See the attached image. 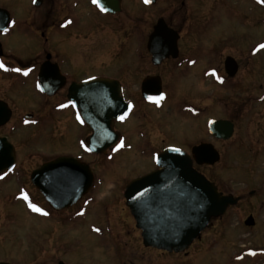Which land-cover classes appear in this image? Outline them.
Instances as JSON below:
<instances>
[{"label":"rangeland","instance_id":"374dc122","mask_svg":"<svg viewBox=\"0 0 264 264\" xmlns=\"http://www.w3.org/2000/svg\"><path fill=\"white\" fill-rule=\"evenodd\" d=\"M21 4L17 0H0V5H9L17 19L20 17ZM136 18L144 31L154 26L158 19H164L178 29L184 36V43L192 44L183 47L184 51L193 54L188 63L192 66L195 62L196 64L185 67L180 72L172 63L152 68V74L169 85L165 91L166 99L159 108H139L138 116L141 119L133 116L119 127L127 135V147L131 146L132 150L95 163L96 167L99 166L96 168L98 177L104 176L96 196L97 202L111 204L112 214L121 215L119 219L131 220L123 201V189L126 185L121 184L120 178L125 179L127 184L132 177L143 173L153 164L152 159L140 154L139 147L148 141H154L157 147L161 145L160 148L176 144L188 147L189 150L195 144L211 141L205 135L208 119H225L232 114L236 123L235 137L227 142H213L221 154V160L212 167L198 169L225 195L241 198V203L236 209L213 221L191 249L186 251L187 255H184L186 252L164 255L149 250L144 247L140 233L135 234L133 231L130 234L125 231L123 236L121 233L118 236L116 232L117 248L114 237L106 233L104 248L97 250L95 241L82 233V239L72 246L73 263L264 262V255L251 257L249 253H242L249 249L264 250V153H259L258 150V140L264 135L257 132L260 128L264 129V49L259 47L264 44V4L259 0H160L154 7L145 9L141 0H136ZM19 35L20 32L16 29L12 36L7 40L1 39V42L5 47L11 46L15 44L14 40L20 38ZM229 56L241 64L237 75L230 80L224 72L225 60ZM125 60L121 63L126 66L128 61ZM135 66L137 73L144 69L140 63ZM210 68L216 70L213 69L214 72L205 78L204 72ZM145 74L146 71L143 75ZM188 105L193 115L185 110ZM199 108L200 114L195 116L194 109ZM51 130L48 127L38 130L36 136L30 135L32 141L27 144L28 147H24L26 151L20 157V166L24 167L26 182L29 181L32 169L49 159L50 155L79 154L76 136L82 130L78 126L71 124L54 142ZM139 130L144 133V137L138 135ZM64 134L68 138L59 139ZM13 141L18 145L21 142L20 138H13ZM148 156L149 154L146 157ZM84 159L89 163L92 160ZM108 175L109 179L105 180ZM16 176L11 177L10 180L16 183L11 182L7 191L14 190L20 183ZM29 187L32 188L31 185ZM7 212L14 215L18 223L13 226L15 233L10 232L8 239L3 242L4 247L0 246V259L15 264H49V237L33 225L35 218L22 203L12 204ZM249 217L254 219L253 226L244 223ZM45 225L46 221L41 223V227ZM240 256L243 257L241 262L236 260Z\"/></svg>","mask_w":264,"mask_h":264},{"label":"flooded vegetation","instance_id":"af4514ba","mask_svg":"<svg viewBox=\"0 0 264 264\" xmlns=\"http://www.w3.org/2000/svg\"><path fill=\"white\" fill-rule=\"evenodd\" d=\"M117 1L120 10L112 13L101 11L97 5L92 3V0H36V3H33V0H17V3L22 2L19 7V19L15 18L9 9V5H7L8 7L0 5V62L4 65L3 68H0V139H6L13 146L15 155L14 167L10 171L0 174L2 177L0 179V246L4 245L3 242L8 239L10 232L15 233L13 226L18 223L14 215L7 212L8 207L15 203H22L28 213L35 218L33 225L39 231H44V234L49 237V264H74L72 246L73 243L82 239V233L95 241L97 250L104 248L103 241L106 233H110L114 237L116 248V232L118 236L120 233L123 236L125 231L128 234L132 231L135 234L139 232L142 236V231L137 228L132 210L127 207L124 197L127 186L141 177L164 171L163 168L157 166V158L167 149H179L191 154L193 148L201 144H211L215 147L213 142H227L217 139L211 134V120L231 122L234 125L232 138L236 134V123L230 114L225 119H208L205 135L211 141L195 144L189 150L188 147L176 144H169L160 148L161 145L157 147L158 145L154 141H148L139 148L140 154L144 155L145 158L152 159V166L143 173L132 177L127 184L125 179L120 178L121 184L126 185L123 189V201L131 220H124L122 217L119 219L118 217L121 215L112 214L113 206L111 204L105 205L104 201L97 202L96 196L100 189L99 186L103 184L104 176L98 177L96 168L99 166L96 167L95 163L101 162L104 158H114L124 151L132 150L131 146L127 147V135L119 127L133 116L141 119L138 116L139 108H159L164 102L154 103L146 100L142 95L144 82L149 78L159 77L152 74V68H161L172 63L180 72L185 67H193L196 64L195 62L192 66L188 63L193 54L183 49L184 46H192V44L184 43L182 33L165 20L167 26L180 36L178 41L179 56L176 59L170 57L158 66L154 65L148 43L157 23L151 26L148 31H144L137 22L136 0ZM24 2H26L25 5ZM141 2L145 9L155 6L144 4V0ZM67 21L72 23L67 24ZM12 22H15L14 25ZM5 25L8 28L7 32L3 31ZM16 29L20 32V38L14 40L15 44L5 47L1 39L7 40ZM122 60L128 61L126 66L121 63ZM235 60L239 63L237 59ZM136 63L143 65L142 72H136ZM45 64L49 69L46 91L50 94L44 90L40 79L41 70ZM240 65L239 63V69ZM15 69H21V71L17 72ZM213 69L210 68L204 72L205 78L216 70V68L214 71ZM24 71H28L29 74L23 75ZM145 71L146 74L143 75ZM227 78L228 80L232 79ZM92 80H110L116 86L118 84L124 100L130 106L128 116L121 122L115 121L113 123L112 129L118 135L116 145L102 153H94L90 150L89 142L93 131L82 118V114L75 107L74 102L69 99V94L74 85H82ZM161 81L164 98L169 85L164 83V80L161 79ZM185 110L191 113L189 105L186 106ZM194 112L195 116L199 115L200 108L199 110L194 109ZM71 124L82 130L76 136V142L80 149L79 154L74 156L68 153L50 155L49 159L32 169L29 181L26 182L25 175L23 176L24 167L21 168L20 166V157L26 151L24 150L25 145L32 141L30 135L35 134L34 136H36L38 130H45L49 127V129L52 128L50 135L54 142L59 135L67 131ZM259 130L257 131L258 134L263 136L264 129L260 128ZM138 135L144 137V133L140 130ZM13 138H20L19 145L14 143ZM60 138L67 139L68 135L64 134ZM262 139L258 140L259 153H264ZM121 141H123L122 147L120 146ZM148 154L149 156L146 157ZM61 157L76 158L81 163L87 164L91 171V183L88 190L74 204L63 209H56L47 201L40 188L31 182V175L46 163ZM84 158H91L92 160L89 163ZM193 167L200 172L199 167L210 166L194 164ZM12 176L18 177L20 183L14 190L7 191L8 185L15 182L10 180ZM109 177V175L106 176L105 180ZM56 178L57 176L54 177V180ZM64 178L69 181L72 176L66 173ZM119 183L115 184L119 185ZM64 190L67 194L66 187ZM64 190H60V193H63ZM24 194L27 195L28 200L23 198ZM237 199H239L238 204L229 207L227 213L240 205L241 198L237 197ZM29 201L48 214L43 215L33 211L28 206ZM53 202L64 204L63 199L57 198V196L53 198ZM79 213L83 214L80 215ZM45 221V227H41V223ZM96 228H99L100 231H95ZM148 249L169 255L167 252L154 248ZM247 251L244 250L242 253ZM184 255H187V252ZM0 263L15 264L4 259H0ZM261 263L264 264L263 261L255 264Z\"/></svg>","mask_w":264,"mask_h":264},{"label":"water","instance_id":"95a60500","mask_svg":"<svg viewBox=\"0 0 264 264\" xmlns=\"http://www.w3.org/2000/svg\"><path fill=\"white\" fill-rule=\"evenodd\" d=\"M158 1L150 0L146 3L144 0L150 6ZM101 3L107 9L105 12L116 13L120 10L117 0H101ZM179 38L178 33L170 29L164 19L157 22L148 43L154 65L158 66L170 57L178 58ZM238 70L236 60L227 57L225 72L228 77L234 78ZM48 75L49 69L45 64L40 74L45 91ZM142 95L146 100L157 102V98L162 96L161 79H147L143 84ZM69 99L93 131L89 142L92 152L102 153L116 145L118 135L112 129L113 123L122 121L119 117H126L129 111V105L118 84L116 86L110 80H92L74 85ZM210 132L217 139L228 141L233 137L234 125L229 121L214 120L210 122ZM220 159V153L211 144L194 147L192 155L181 150L167 149L157 160L158 167L164 171L141 177L128 185L124 197L127 207L135 216L137 228L142 231V241L146 248L170 254L185 253L212 220L221 218L229 207L238 204L239 199L219 192L216 184L193 168L194 162L199 166H214ZM14 164L13 146L6 139H0V174L10 171ZM66 173L71 174V180L66 181ZM31 182L40 188L52 207L63 209L74 204L88 190L91 171L87 164L76 158L61 157L33 172ZM60 190L64 192L60 193ZM55 196L63 199L64 204H55ZM245 223L253 226V217H249Z\"/></svg>","mask_w":264,"mask_h":264},{"label":"snow or ice","instance_id":"6c2138e0","mask_svg":"<svg viewBox=\"0 0 264 264\" xmlns=\"http://www.w3.org/2000/svg\"><path fill=\"white\" fill-rule=\"evenodd\" d=\"M145 2L148 3V2H150V0H145ZM259 2L262 3V4H264V0H259ZM33 3H36V0H33ZM92 3L95 4V5H97V6L100 8L101 11H107L106 7H104L103 4L101 3V0H92ZM12 23H13V25H14L15 22H12ZM66 23H67V24H70V23H72V22H71V21H67ZM3 31H5V32L8 31V28H7L6 25H5L4 29H3ZM259 47H260L261 49H264V44H261ZM3 67H4L3 63L0 62V68H3ZM5 70H7V69H5ZM15 71L20 72L21 69H15ZM29 71H30V70H29ZM28 74H29L28 71H24V72H23V75H25V76H27ZM217 79H220V78L217 77ZM220 82L222 83L223 81L220 80ZM150 99H152V98L150 97ZM160 99H163V96L157 98V102H158ZM124 118H125V117H124L123 115H121V116L119 117V119H121V120H124ZM120 146H121V147L123 146V141H121ZM176 151H179V149H176ZM0 179H2V177H0ZM23 198H24L25 200H28V197H27L26 194L23 195ZM28 206H29L33 211H35V212H39V213H41V214H43V215H47V214H48L47 212H44L42 209L38 208L35 204H32L30 201H29ZM79 214L82 215L83 213H79ZM94 230L97 231V232L100 231L99 228H96V229H94Z\"/></svg>","mask_w":264,"mask_h":264}]
</instances>
